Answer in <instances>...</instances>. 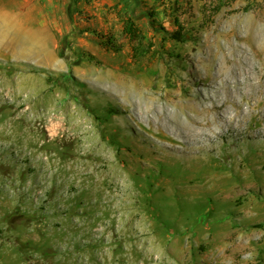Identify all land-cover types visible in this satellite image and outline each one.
<instances>
[{"label":"rangeland","instance_id":"obj_1","mask_svg":"<svg viewBox=\"0 0 264 264\" xmlns=\"http://www.w3.org/2000/svg\"><path fill=\"white\" fill-rule=\"evenodd\" d=\"M254 27L264 0H0V264H264V122L150 169V92L206 88L207 41Z\"/></svg>","mask_w":264,"mask_h":264},{"label":"bare ground","instance_id":"obj_2","mask_svg":"<svg viewBox=\"0 0 264 264\" xmlns=\"http://www.w3.org/2000/svg\"><path fill=\"white\" fill-rule=\"evenodd\" d=\"M224 36L228 41L227 45L221 46L217 38H214L213 41L208 40L206 50L194 61L195 83L206 88L198 92L192 90L188 96L186 94L187 97L178 96L177 93L170 91H167L164 96L150 92V114L154 115V117H150V169L154 167V161L158 159L157 155L160 154L158 149H161L162 144L167 145V149L174 151V157L179 158L178 154H175L176 152L182 153L183 156L180 158L184 161L197 159L210 162L211 159H218L217 156H219L212 154L216 152V136L226 133L227 128L229 129L231 126L237 125L242 129V126H245L247 122L254 123L256 126L257 123L264 122V80L261 79V76L257 78L245 76V68L251 60L246 54L252 57L256 55L255 58L259 59L260 57L264 62V34L259 28L254 27L244 35L245 41L252 48L253 55L247 49L243 50L238 43L228 39L227 34ZM229 49L233 52L232 55H229ZM216 62L218 66L216 72L213 73ZM201 80L203 81L201 82ZM246 134L248 138L252 137L250 132ZM202 136L208 137L209 141L207 143L200 142ZM187 139L193 140L192 143L197 147H191V142L188 143ZM243 147L246 148V143L243 144ZM256 147L259 150L261 148L260 145H254V149ZM134 152L136 153L137 150ZM218 153L220 152L217 151ZM159 159L161 158L159 157ZM233 165L228 166L231 169L228 174H224V171L226 172L228 169L225 162L222 166L214 165L221 167L223 175L222 172L215 173L214 176L212 175L206 180L203 187L192 185L191 189L197 192L202 188H211L219 192L229 188L230 184L227 186L225 184L228 176L231 178V175L236 173L237 168L235 169ZM219 183L224 184L219 187Z\"/></svg>","mask_w":264,"mask_h":264},{"label":"trees","instance_id":"obj_3","mask_svg":"<svg viewBox=\"0 0 264 264\" xmlns=\"http://www.w3.org/2000/svg\"><path fill=\"white\" fill-rule=\"evenodd\" d=\"M179 36H177V37H174V38H178Z\"/></svg>","mask_w":264,"mask_h":264}]
</instances>
